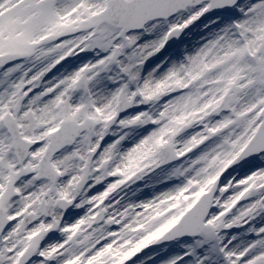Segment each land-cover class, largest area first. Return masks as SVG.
I'll list each match as a JSON object with an SVG mask.
<instances>
[{"label":"snow or ice","instance_id":"obj_1","mask_svg":"<svg viewBox=\"0 0 264 264\" xmlns=\"http://www.w3.org/2000/svg\"><path fill=\"white\" fill-rule=\"evenodd\" d=\"M0 264H264V0H0Z\"/></svg>","mask_w":264,"mask_h":264},{"label":"rangeland","instance_id":"obj_2","mask_svg":"<svg viewBox=\"0 0 264 264\" xmlns=\"http://www.w3.org/2000/svg\"><path fill=\"white\" fill-rule=\"evenodd\" d=\"M193 38H195V37H193Z\"/></svg>","mask_w":264,"mask_h":264}]
</instances>
